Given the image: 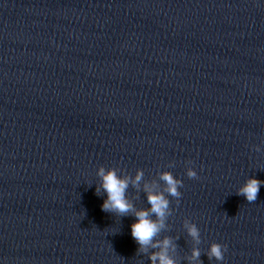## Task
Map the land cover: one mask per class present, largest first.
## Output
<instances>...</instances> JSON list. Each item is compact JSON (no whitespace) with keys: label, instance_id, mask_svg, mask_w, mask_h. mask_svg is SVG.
<instances>
[{"label":"water","instance_id":"1","mask_svg":"<svg viewBox=\"0 0 264 264\" xmlns=\"http://www.w3.org/2000/svg\"><path fill=\"white\" fill-rule=\"evenodd\" d=\"M101 168L163 192L175 264H264V0H0V264H153Z\"/></svg>","mask_w":264,"mask_h":264},{"label":"clouds","instance_id":"2","mask_svg":"<svg viewBox=\"0 0 264 264\" xmlns=\"http://www.w3.org/2000/svg\"><path fill=\"white\" fill-rule=\"evenodd\" d=\"M99 175L102 177V187L107 193V199L102 205V209L106 212L111 211L119 215H125L129 212H134L136 222L131 225V235L140 246L141 251H146L148 246L160 247L161 251L153 254L150 259L153 264H156L159 259L160 264H175V261L168 255V248L170 240L165 238L162 242L153 243L154 237L159 233L164 226V218L169 207V201L163 192L154 191L153 186L146 184L145 191L147 192L148 203L151 205L148 210L135 211L131 203L125 197V191L129 184V178H120L117 176L115 170L105 172L103 168L99 170ZM186 175L190 179L197 177V172L193 168H187ZM143 177L142 172H138L135 180L132 181L134 185H139ZM160 180L165 185V191L172 197H180L181 192L179 189L183 186V181L177 179L170 172H163L160 174ZM256 178H249L246 183L241 186L237 195L246 197L249 203L255 202L260 190L261 184ZM99 192V189H97ZM150 214H155L156 220L150 218ZM188 233L197 242H200L199 230L195 225H189ZM227 251V246L220 243L213 242L206 255L209 260L215 258L216 261L224 260V253ZM201 252L199 248H193L191 260L199 261Z\"/></svg>","mask_w":264,"mask_h":264}]
</instances>
